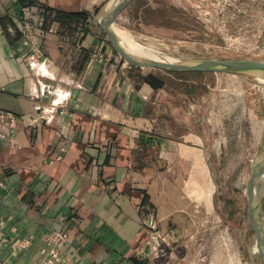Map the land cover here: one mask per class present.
<instances>
[{
	"label": "crops",
	"instance_id": "crops-1",
	"mask_svg": "<svg viewBox=\"0 0 264 264\" xmlns=\"http://www.w3.org/2000/svg\"><path fill=\"white\" fill-rule=\"evenodd\" d=\"M107 1L0 0V111L17 116L0 139L2 264H41L55 229L54 264H157L209 200L206 86L116 56L93 21ZM58 101L71 116L31 123Z\"/></svg>",
	"mask_w": 264,
	"mask_h": 264
},
{
	"label": "rangeland",
	"instance_id": "rangeland-1",
	"mask_svg": "<svg viewBox=\"0 0 264 264\" xmlns=\"http://www.w3.org/2000/svg\"><path fill=\"white\" fill-rule=\"evenodd\" d=\"M132 1L113 19L112 27L131 33L160 56L187 62L264 61V0H147L155 7L164 4L163 11L172 17L170 27L149 23V16L138 19L134 9L126 10ZM188 80L204 84L208 93L200 104L207 107L201 122L214 149V176L208 187L205 180L206 190L199 184L209 200L197 212L198 224L179 228L167 245L170 252L157 264H238V257L240 264H261L249 182L254 163L264 158V80L221 72ZM260 219L264 224L262 207Z\"/></svg>",
	"mask_w": 264,
	"mask_h": 264
},
{
	"label": "water",
	"instance_id": "water-1",
	"mask_svg": "<svg viewBox=\"0 0 264 264\" xmlns=\"http://www.w3.org/2000/svg\"><path fill=\"white\" fill-rule=\"evenodd\" d=\"M132 0H118L114 5L104 11V5L99 10L98 15L95 16L97 24L104 30L107 40L110 42L113 49L117 52L120 58L127 63L148 67L157 68L171 72H212V73H242L253 74L261 79L264 78V61L255 59H218L209 58L193 62L180 61L176 59H144L131 55L119 43L116 34L112 29V21L117 14L126 7ZM100 15L99 19L98 16ZM262 172H264V158L254 163L252 167V175L249 182V197L251 206V221L252 227L255 231V236L259 244L257 249L261 264H264V226H262L260 219V209L264 208V179H262ZM251 254V252H250Z\"/></svg>",
	"mask_w": 264,
	"mask_h": 264
},
{
	"label": "built area",
	"instance_id": "built-area-1",
	"mask_svg": "<svg viewBox=\"0 0 264 264\" xmlns=\"http://www.w3.org/2000/svg\"><path fill=\"white\" fill-rule=\"evenodd\" d=\"M37 57V52L32 51L30 59ZM50 114H58L60 116H71L72 113L66 106L58 101L45 107H38L36 116L30 119L31 123L43 122L50 118ZM17 116L10 111H0V139H7L13 144L14 128L16 126ZM2 184L0 183V186ZM49 250L46 259L41 264H54L60 259V250L64 243L68 240L67 232L59 229L52 230L48 237ZM241 259L238 257V264ZM0 264L1 261H0Z\"/></svg>",
	"mask_w": 264,
	"mask_h": 264
},
{
	"label": "trees",
	"instance_id": "trees-1",
	"mask_svg": "<svg viewBox=\"0 0 264 264\" xmlns=\"http://www.w3.org/2000/svg\"><path fill=\"white\" fill-rule=\"evenodd\" d=\"M133 9L135 10L136 17L141 21L144 19L143 17L149 16L151 19L148 20L149 23L162 25L164 27L171 26L170 23H172V19H171L172 17L167 16L163 11L164 10L163 3L162 5L155 7L152 6L151 2H148L147 0H133L130 6L126 8V10L130 11ZM40 10L43 13H45L46 11H49L50 13L54 12V14L60 18H62V16H65V13L59 12L54 9L43 11V8L40 7ZM103 42L108 44L110 46V50H112L117 56V53L112 48L110 42L108 40H104ZM159 71L162 72V81L166 80V77L168 76H173L174 78L180 80V84L184 86V90L189 93L195 92L199 88V86H201L200 82L189 81L188 80L189 78L199 80L201 77L208 76L212 73V72H171L166 70H159Z\"/></svg>",
	"mask_w": 264,
	"mask_h": 264
},
{
	"label": "bare ground",
	"instance_id": "bare-ground-1",
	"mask_svg": "<svg viewBox=\"0 0 264 264\" xmlns=\"http://www.w3.org/2000/svg\"><path fill=\"white\" fill-rule=\"evenodd\" d=\"M118 0H109L106 5L104 6V11H106L108 8H110L112 5H114ZM100 15L98 16L99 19ZM114 33L116 34V37L120 43V45L131 55L144 58V59H165V60H172L173 58L163 57L160 56L158 53H156L154 50L143 46L139 44L131 35V33H128L125 30L112 27ZM152 47V46H151ZM264 80V78H262ZM260 161V159H259ZM262 177H264V172H262ZM264 179V178H262ZM264 226V224H262Z\"/></svg>",
	"mask_w": 264,
	"mask_h": 264
},
{
	"label": "flooded vegetation",
	"instance_id": "flooded-vegetation-1",
	"mask_svg": "<svg viewBox=\"0 0 264 264\" xmlns=\"http://www.w3.org/2000/svg\"><path fill=\"white\" fill-rule=\"evenodd\" d=\"M257 244H258V246H261V244H259L258 242H257ZM256 252L258 253V256H259V251H258V249L256 250ZM248 254H249V257L251 256V254H250V252H248ZM260 258V257H259ZM252 263L254 264V262L252 261Z\"/></svg>",
	"mask_w": 264,
	"mask_h": 264
}]
</instances>
